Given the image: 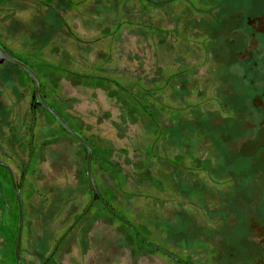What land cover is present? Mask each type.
<instances>
[{
  "label": "rangeland",
  "instance_id": "1",
  "mask_svg": "<svg viewBox=\"0 0 264 264\" xmlns=\"http://www.w3.org/2000/svg\"><path fill=\"white\" fill-rule=\"evenodd\" d=\"M0 45L93 148L113 211L186 264H264V0H0ZM86 151L0 64V162L21 264L92 198ZM0 167V264H16ZM96 199L46 264H181Z\"/></svg>",
  "mask_w": 264,
  "mask_h": 264
},
{
  "label": "water",
  "instance_id": "2",
  "mask_svg": "<svg viewBox=\"0 0 264 264\" xmlns=\"http://www.w3.org/2000/svg\"><path fill=\"white\" fill-rule=\"evenodd\" d=\"M6 61L9 62L20 69H22L33 81L34 83V96L36 102L43 107L46 111H48L54 119L58 122V124L69 134L71 135L74 139H76L85 149L86 151V160H85V169H86V177L89 183V186L91 188L92 192V198L90 203L87 205V207L84 209V211L73 221V223L68 227V229L63 233V235L59 238L57 241L54 250L52 253L48 256L50 258L54 251L56 250L57 246L59 243L62 241V239L65 237V235L74 227V225L83 217V215L90 209L92 206L93 202L97 199L103 204L104 207L112 214L114 215L117 219L121 220L124 222L126 225H128L138 236L139 238L147 245H151L134 227L132 224H130L128 221L123 219L120 215L116 214L108 205L107 203L103 200V198L100 195V192L98 190V187L95 183L93 172H92V167H91V161L93 157V148L87 141V139L82 136L81 134L77 133L72 126L67 122V120L58 112L56 111L53 107L48 105L42 98L41 95V85H40V79L37 75V73L26 63L20 61L19 59L14 58L12 55H10L7 51L4 50V48L0 45V64L1 62ZM0 167H4L9 174L10 182H11V187L16 199V204H17V209H18V222H17V231H16V239H15V246H14V258H15V263L16 264H21V256H20V251H21V238H22V229H23V222H24V211H23V205H22V200L20 196V192L17 189L14 181V177L12 174L11 169L9 166L6 164H3L0 162ZM153 247H156L155 245H151ZM157 249H160L164 253L168 254L170 257L174 258L181 264H186L184 263L181 259L176 257L173 254L168 253L167 251L156 247ZM44 264V263H43Z\"/></svg>",
  "mask_w": 264,
  "mask_h": 264
},
{
  "label": "trees",
  "instance_id": "3",
  "mask_svg": "<svg viewBox=\"0 0 264 264\" xmlns=\"http://www.w3.org/2000/svg\"><path fill=\"white\" fill-rule=\"evenodd\" d=\"M35 97V96H34ZM35 103L37 104V105H39L37 102H36V100H35ZM102 197V196H101ZM103 198V197H102ZM97 199V198H96ZM99 200V199H98ZM103 200L107 203V205L112 209V207L108 204V202L103 198ZM102 204V203H101ZM103 205V204H102ZM104 207V206H103ZM105 209H106V207H104ZM107 210V209H106ZM113 210V209H112ZM108 211V210H107ZM178 262V261H177Z\"/></svg>",
  "mask_w": 264,
  "mask_h": 264
},
{
  "label": "flooded vegetation",
  "instance_id": "4",
  "mask_svg": "<svg viewBox=\"0 0 264 264\" xmlns=\"http://www.w3.org/2000/svg\"><path fill=\"white\" fill-rule=\"evenodd\" d=\"M2 168H4V167H2ZM4 169H5V168H4ZM5 170H6V169H5ZM6 171H7V170H6ZM7 173H8V171H7ZM8 175H9V174H8ZM54 248H55V247H54ZM53 250H54V249H53ZM55 251H56V250H55ZM55 251H54V252H55ZM51 253H52V252H51ZM53 255H54V253L52 254V256H53ZM52 256H51V257H52ZM51 257H50V258H51ZM50 258H47V259L44 261V264H46V263L49 261Z\"/></svg>",
  "mask_w": 264,
  "mask_h": 264
}]
</instances>
